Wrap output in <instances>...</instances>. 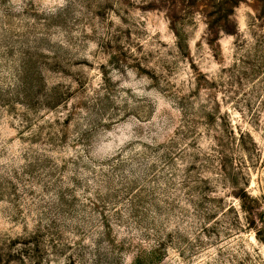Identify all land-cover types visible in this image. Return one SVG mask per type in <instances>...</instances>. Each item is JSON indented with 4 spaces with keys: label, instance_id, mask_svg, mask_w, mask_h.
I'll list each match as a JSON object with an SVG mask.
<instances>
[{
    "label": "rangeland",
    "instance_id": "rangeland-1",
    "mask_svg": "<svg viewBox=\"0 0 264 264\" xmlns=\"http://www.w3.org/2000/svg\"><path fill=\"white\" fill-rule=\"evenodd\" d=\"M228 3L0 0V264H264V0Z\"/></svg>",
    "mask_w": 264,
    "mask_h": 264
},
{
    "label": "trees",
    "instance_id": "trees-1",
    "mask_svg": "<svg viewBox=\"0 0 264 264\" xmlns=\"http://www.w3.org/2000/svg\"><path fill=\"white\" fill-rule=\"evenodd\" d=\"M222 1H225L226 3H228V5L230 6V8H232V6H236L237 4L240 3V1L242 0H222ZM228 30V29H227Z\"/></svg>",
    "mask_w": 264,
    "mask_h": 264
}]
</instances>
